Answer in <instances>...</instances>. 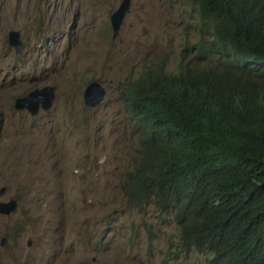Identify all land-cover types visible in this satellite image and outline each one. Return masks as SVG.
I'll return each mask as SVG.
<instances>
[{
	"label": "rangeland",
	"instance_id": "374dc122",
	"mask_svg": "<svg viewBox=\"0 0 264 264\" xmlns=\"http://www.w3.org/2000/svg\"><path fill=\"white\" fill-rule=\"evenodd\" d=\"M122 1L0 0V203L18 201L0 214V264H207L182 249L171 215L125 195L140 160L125 85L145 71H178L200 38L197 7L132 0L114 37ZM10 31L21 33L20 55ZM91 82L105 99L88 109ZM45 87L55 94L49 109L33 117L15 107Z\"/></svg>",
	"mask_w": 264,
	"mask_h": 264
},
{
	"label": "trees",
	"instance_id": "16d2710c",
	"mask_svg": "<svg viewBox=\"0 0 264 264\" xmlns=\"http://www.w3.org/2000/svg\"><path fill=\"white\" fill-rule=\"evenodd\" d=\"M191 1L200 38L178 71L125 85L140 138L125 195L207 264H264V0Z\"/></svg>",
	"mask_w": 264,
	"mask_h": 264
},
{
	"label": "water",
	"instance_id": "95a60500",
	"mask_svg": "<svg viewBox=\"0 0 264 264\" xmlns=\"http://www.w3.org/2000/svg\"><path fill=\"white\" fill-rule=\"evenodd\" d=\"M132 0H123L119 5L118 9L111 16V25L114 31V37L117 36L121 25L125 19L127 12L130 10ZM8 44L11 48L15 49L17 54L22 53L24 49V44L21 40V33L19 31H11L8 34ZM54 90L51 87H46L44 89L35 90L30 93L26 98L19 99L17 101V108L22 109L27 106L31 111L32 115H36L40 110V105L43 109L47 110L51 107L52 101L54 100ZM105 99V90L102 88L101 84L97 82L91 83L85 90L84 93V103L88 109L95 108L100 105ZM6 189L2 188L0 190V195L5 194ZM18 207V202L16 200H9L7 202L0 203V214L4 216L10 215ZM29 242L28 244H30ZM7 244V239L3 238L2 246Z\"/></svg>",
	"mask_w": 264,
	"mask_h": 264
},
{
	"label": "clouds",
	"instance_id": "9594fccd",
	"mask_svg": "<svg viewBox=\"0 0 264 264\" xmlns=\"http://www.w3.org/2000/svg\"><path fill=\"white\" fill-rule=\"evenodd\" d=\"M111 26H112V25H111ZM10 32H11V31H10ZM113 33H114V31H113ZM21 40H22V38H21ZM22 43H23V42H22ZM23 51H24V49H23ZM23 51H22V52H23ZM20 54H21V53H20ZM20 54H18V55H20ZM91 83H93V82H91ZM91 83H90V84H91ZM90 84H89V85H90ZM89 85H88V86H89ZM88 86H87V87H88ZM87 87H86V88H87ZM45 88H46V87H45ZM51 88H52V87H51ZM43 89H44V88H43ZM39 90H40V89H39ZM53 90H54V89H53ZM85 90H86V89H85ZM31 93H32V92H31ZM84 93H85V92H84ZM29 94H30V93H29ZM29 94H28V95H29ZM28 95H26V96H28ZM26 96H25V97H20V98H18L17 101H18L19 99H24V98H26ZM102 103H103V102H102ZM102 103H101V104H102ZM16 104H17V103H16ZM16 104H15V107L17 108ZM101 104H100V105H101ZM84 105H85V103H84ZM27 106H28V104H27ZM27 106L24 107V108H22V109H19V108H18V109H19V110H23V109H25V108L28 109ZM98 106H99V105H98ZM85 107H86V106H85ZM86 108H87V107H86ZM95 108H96V107H95ZM42 109H43V107H42V105H40V110H42ZM28 110H29V109H28ZM29 111H30V110H29ZM31 115H32V113H31ZM36 115H37V114H36ZM36 115H32V116L35 117ZM126 198H127V197H126ZM11 200H13V199H11ZM127 200H128V199H127ZM16 201H17V200H16ZM5 202H7V201H5ZM17 202H18V201H17ZM128 202H129V201H128ZM1 215H2V214H1ZM3 216H4V215H3ZM30 242H31V241H30ZM28 243H29V242H28ZM30 244H32V242H31ZM5 245H6V244H5ZM28 245H29V244H28ZM1 246H2V244H1ZM3 246H4V245H3ZM29 246H31V245H29Z\"/></svg>",
	"mask_w": 264,
	"mask_h": 264
},
{
	"label": "flooded vegetation",
	"instance_id": "af4514ba",
	"mask_svg": "<svg viewBox=\"0 0 264 264\" xmlns=\"http://www.w3.org/2000/svg\"><path fill=\"white\" fill-rule=\"evenodd\" d=\"M3 240V239H2ZM7 244H8V241H7Z\"/></svg>",
	"mask_w": 264,
	"mask_h": 264
}]
</instances>
